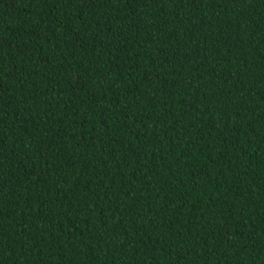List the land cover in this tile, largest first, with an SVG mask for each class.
Listing matches in <instances>:
<instances>
[{
    "label": "trees",
    "instance_id": "obj_1",
    "mask_svg": "<svg viewBox=\"0 0 264 264\" xmlns=\"http://www.w3.org/2000/svg\"><path fill=\"white\" fill-rule=\"evenodd\" d=\"M0 264H264V0H0Z\"/></svg>",
    "mask_w": 264,
    "mask_h": 264
}]
</instances>
